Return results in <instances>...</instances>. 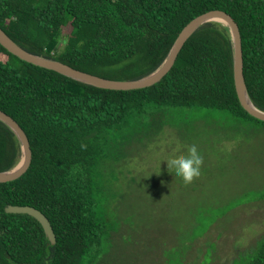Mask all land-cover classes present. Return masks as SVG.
Listing matches in <instances>:
<instances>
[{
	"label": "trees",
	"instance_id": "1",
	"mask_svg": "<svg viewBox=\"0 0 264 264\" xmlns=\"http://www.w3.org/2000/svg\"><path fill=\"white\" fill-rule=\"evenodd\" d=\"M210 9H222L236 21L247 92L264 111V0H0V27L29 52L131 80L155 70L183 26ZM0 109L25 131L32 154L25 173L0 182V264L101 262L112 240L109 211L115 198L104 163L142 141L136 135L154 117L164 126L169 110L222 111L237 123L264 126L239 102L230 33L216 21L184 42L158 82L130 90L83 83L20 59L0 44ZM20 157L18 138L0 120V171ZM248 194L263 198L264 189ZM8 204L39 209L56 242H48L33 216L6 212ZM231 264H264V240Z\"/></svg>",
	"mask_w": 264,
	"mask_h": 264
},
{
	"label": "rangeland",
	"instance_id": "2",
	"mask_svg": "<svg viewBox=\"0 0 264 264\" xmlns=\"http://www.w3.org/2000/svg\"><path fill=\"white\" fill-rule=\"evenodd\" d=\"M164 114L167 124L154 117L136 135L142 141L104 163L115 189L113 235L98 264H231L253 253L264 240V197L248 192L264 189V126L222 111ZM192 145L202 163L185 183L167 161Z\"/></svg>",
	"mask_w": 264,
	"mask_h": 264
},
{
	"label": "water",
	"instance_id": "3",
	"mask_svg": "<svg viewBox=\"0 0 264 264\" xmlns=\"http://www.w3.org/2000/svg\"><path fill=\"white\" fill-rule=\"evenodd\" d=\"M211 21L222 23L225 27H227L230 33L233 52V81L240 104L250 115L264 121V111L257 108L252 103L247 92L243 75L241 36L238 25L234 18L222 9H210L193 17L179 31L170 50L168 51L161 64L152 72L140 78L131 80H120L102 77L74 68L59 60L29 52L22 48L18 43H16L1 27L0 44L20 59L48 69H52L67 77L81 81L83 83L106 89L130 90L147 87L158 82L172 67L177 54L179 53L184 42L200 26ZM0 120L14 132L21 146V157L19 162L9 170L0 171V182H6L17 179L23 173H25L30 165L32 154L28 137L19 123L11 115L1 109ZM5 211L11 213H26L33 216L41 224L48 242L50 244H54L56 242V236L50 224V221L44 215V213H42L36 207L32 205L8 204L5 206Z\"/></svg>",
	"mask_w": 264,
	"mask_h": 264
},
{
	"label": "clouds",
	"instance_id": "4",
	"mask_svg": "<svg viewBox=\"0 0 264 264\" xmlns=\"http://www.w3.org/2000/svg\"><path fill=\"white\" fill-rule=\"evenodd\" d=\"M187 153L186 156L167 161L168 169L175 176L182 178L185 183L190 182L193 177L199 175V166L202 163V157L195 145L189 146Z\"/></svg>",
	"mask_w": 264,
	"mask_h": 264
}]
</instances>
